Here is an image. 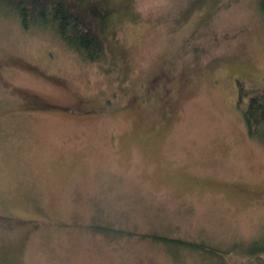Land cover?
<instances>
[{
    "label": "rangeland",
    "instance_id": "rangeland-1",
    "mask_svg": "<svg viewBox=\"0 0 264 264\" xmlns=\"http://www.w3.org/2000/svg\"><path fill=\"white\" fill-rule=\"evenodd\" d=\"M68 1L102 60L0 6V264H264L258 0Z\"/></svg>",
    "mask_w": 264,
    "mask_h": 264
},
{
    "label": "trees",
    "instance_id": "trees-1",
    "mask_svg": "<svg viewBox=\"0 0 264 264\" xmlns=\"http://www.w3.org/2000/svg\"><path fill=\"white\" fill-rule=\"evenodd\" d=\"M0 6L18 19L22 29H50L84 61H100L105 55L98 32L88 24L85 14L73 10L68 0H0ZM258 7L264 17V0H258ZM236 83L238 103L245 98L241 112L248 135L264 143V86L248 89L243 82L237 80Z\"/></svg>",
    "mask_w": 264,
    "mask_h": 264
}]
</instances>
